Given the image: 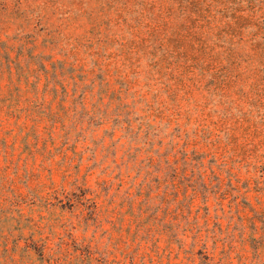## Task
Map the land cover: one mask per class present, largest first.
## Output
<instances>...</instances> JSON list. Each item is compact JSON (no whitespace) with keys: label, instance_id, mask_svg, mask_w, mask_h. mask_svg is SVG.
Masks as SVG:
<instances>
[{"label":"rangeland","instance_id":"obj_1","mask_svg":"<svg viewBox=\"0 0 264 264\" xmlns=\"http://www.w3.org/2000/svg\"><path fill=\"white\" fill-rule=\"evenodd\" d=\"M262 220L264 0H0V264H264Z\"/></svg>","mask_w":264,"mask_h":264},{"label":"trees","instance_id":"obj_2","mask_svg":"<svg viewBox=\"0 0 264 264\" xmlns=\"http://www.w3.org/2000/svg\"><path fill=\"white\" fill-rule=\"evenodd\" d=\"M181 154L182 155H184V157L186 156V154H187V151L184 149V148H182L181 149ZM192 154L194 155L193 157H192V160H194L195 161V163H193L192 165H193V167H195V168H197V169H199L202 165H203V163H202V159H201V156L200 155H196V153L195 152H192ZM200 156V157H199ZM185 160V159H184ZM186 162V161H185ZM223 166H224V164H223ZM223 166L221 167L222 168V170H224L223 169ZM226 175H227V177H228V180L227 181H229V183H231L230 181L235 177V175H233L232 174V172L229 170V169H227L226 170ZM104 184H106V183H104ZM231 185V184H230ZM105 190L107 191V188L105 187ZM57 191V190H56ZM64 189L62 190V192H60V193H62V194H64ZM19 197H18V202H21V203H24V202H26V201H28V196H25V195H18ZM30 196L32 197L31 198V200L33 199V198H35L36 197V199L38 198V196H36V194H35V192H33V191H31L30 192ZM113 198H114V195H111V196H109V198H108V202H107V208L110 206V205H112L113 204ZM240 204H242L244 207L245 206H249V203L248 202H246V201H242L241 203L240 202H238L237 200H236V198L234 199V203H233V206H234V208H235V214H238V212H239V206H240ZM89 207H91V208H93V209H95V207H96V202L95 201H91V203H90V205H89ZM231 208V207H230ZM205 209L206 210H208L207 209V207H205ZM112 211H114V209H112ZM223 213H224V211H222ZM230 212H232V210L230 209ZM229 212V213H230ZM255 214H257V213H255ZM239 215V214H238ZM151 214L147 217V219H150L151 218ZM255 216H257V215H254L253 217H252V225H251V229L254 231L255 229H256V225H254V218H255ZM229 217H232V216H229ZM238 218L240 219V223H235V226L237 227V226H242L243 227V217H241L240 215L238 216ZM262 227L264 228V220H262ZM252 234H253V232H252ZM251 245H252V248L254 249V256H257V250L262 246V244H264L263 242V239L261 238H256V237H254V235L251 237ZM38 241L39 240H32L31 241V243H29V244H27L26 245V248L25 249H29V248H31V249H33V250H35V249H37V248H39L40 246H38ZM242 241H243V243L245 244L246 243V241H245V239L243 238L242 239ZM63 244H70L71 246H72V248L74 249V252H77L78 253V258H77V261L79 262V263H81L82 262V259H81V256H82V253L85 251V252H87V254H86V256L88 255V253H89V251L86 249V247L83 245V241H79V240H77V239H71V243L70 242H67V241H64V239H63V241L61 240L60 242H59V247H61ZM80 253V254H79ZM255 253H256V255H255Z\"/></svg>","mask_w":264,"mask_h":264}]
</instances>
